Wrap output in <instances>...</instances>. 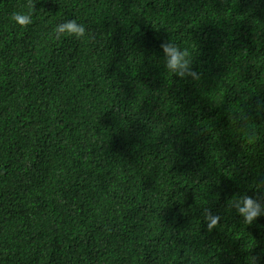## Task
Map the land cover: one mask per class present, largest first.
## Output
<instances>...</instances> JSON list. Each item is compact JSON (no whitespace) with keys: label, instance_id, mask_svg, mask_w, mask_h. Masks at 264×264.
I'll return each instance as SVG.
<instances>
[{"label":"trees","instance_id":"trees-1","mask_svg":"<svg viewBox=\"0 0 264 264\" xmlns=\"http://www.w3.org/2000/svg\"><path fill=\"white\" fill-rule=\"evenodd\" d=\"M258 179L264 0H0V264H246L264 217L229 201Z\"/></svg>","mask_w":264,"mask_h":264},{"label":"clouds","instance_id":"clouds-1","mask_svg":"<svg viewBox=\"0 0 264 264\" xmlns=\"http://www.w3.org/2000/svg\"><path fill=\"white\" fill-rule=\"evenodd\" d=\"M12 21L20 26H27L32 23L31 12L25 13L17 11L12 14ZM86 27L76 19H68L58 23L52 32L54 39L61 37H71L80 39L85 37ZM162 57L165 69L178 78L199 79V73L191 67L192 58L190 53L178 43L169 39L167 43H161ZM235 213L241 218L245 225H252L260 217H264V179H258L255 191L252 195L246 192L234 194L229 201ZM203 218L207 224L208 231L215 228L221 220L219 214H214L205 207L203 209ZM264 258V250L259 254L252 255L246 259V264H260Z\"/></svg>","mask_w":264,"mask_h":264}]
</instances>
